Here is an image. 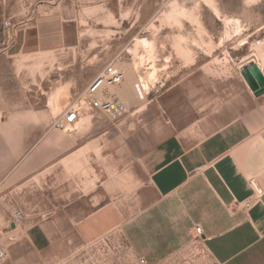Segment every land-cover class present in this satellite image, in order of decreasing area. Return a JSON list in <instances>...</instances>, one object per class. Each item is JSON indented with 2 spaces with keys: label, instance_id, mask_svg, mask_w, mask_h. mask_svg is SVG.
<instances>
[{
  "label": "crops",
  "instance_id": "obj_1",
  "mask_svg": "<svg viewBox=\"0 0 264 264\" xmlns=\"http://www.w3.org/2000/svg\"><path fill=\"white\" fill-rule=\"evenodd\" d=\"M71 12L0 0V218L23 214L9 224L41 264H264V94L242 74L252 57L200 53L160 91L135 85V128L112 123L127 112L114 107L52 130L31 62L69 43Z\"/></svg>",
  "mask_w": 264,
  "mask_h": 264
},
{
  "label": "rangeland",
  "instance_id": "obj_2",
  "mask_svg": "<svg viewBox=\"0 0 264 264\" xmlns=\"http://www.w3.org/2000/svg\"><path fill=\"white\" fill-rule=\"evenodd\" d=\"M34 1L55 2L62 14L72 9L62 15L66 19L62 25L71 27L69 43L57 52L37 54L31 62L33 81L42 82L38 95L49 99L52 130L53 123L83 97L99 72L119 58L117 64L126 78L111 90L118 101L109 111L124 107L126 116L114 117L112 123L132 121V128L138 125L134 123L138 117L135 85H140L142 93L160 91L161 86L177 78L184 59L202 53L236 61L241 54L252 57L264 71V0ZM123 146L117 142L118 172L129 158ZM107 163L108 158L102 155V181L109 176ZM39 186L46 189L45 184ZM53 186L63 188L62 182ZM85 186L90 190L92 183ZM16 214L14 218H0V245L6 250L3 264H41V254L34 251L28 235L20 229L12 231L10 222L19 225L24 220L23 214L19 219Z\"/></svg>",
  "mask_w": 264,
  "mask_h": 264
},
{
  "label": "built area",
  "instance_id": "obj_3",
  "mask_svg": "<svg viewBox=\"0 0 264 264\" xmlns=\"http://www.w3.org/2000/svg\"><path fill=\"white\" fill-rule=\"evenodd\" d=\"M5 25L9 27L10 23L6 22ZM119 61H121V58L107 64V66L99 72L83 92V97L77 99L70 108L65 110L62 117L53 123V129L71 132L73 125L80 119L86 109L109 112L115 102L111 90L121 86L124 81V73L117 64ZM250 206L251 204L247 203L245 208L248 209ZM16 217L19 219L21 213L17 212ZM197 233L199 235L202 234V229L200 227L197 228ZM5 258L6 250L0 245V264H3ZM142 263L144 264L145 261L142 260Z\"/></svg>",
  "mask_w": 264,
  "mask_h": 264
},
{
  "label": "water",
  "instance_id": "obj_4",
  "mask_svg": "<svg viewBox=\"0 0 264 264\" xmlns=\"http://www.w3.org/2000/svg\"><path fill=\"white\" fill-rule=\"evenodd\" d=\"M243 76L248 86L255 93V96H261L264 94V73L259 66L250 62L249 66H245L243 69Z\"/></svg>",
  "mask_w": 264,
  "mask_h": 264
},
{
  "label": "bare ground",
  "instance_id": "obj_5",
  "mask_svg": "<svg viewBox=\"0 0 264 264\" xmlns=\"http://www.w3.org/2000/svg\"><path fill=\"white\" fill-rule=\"evenodd\" d=\"M250 62H254V63H255L256 61L253 60V59L251 58V59H250ZM250 62H247V63H250ZM256 63H257V62H256ZM257 64H258V63H257ZM260 69H261V68H260ZM263 73H264V72H263ZM124 78H125V75H124ZM143 88H144L143 90H145V88H147V85L145 84V85L143 86ZM111 92H112V91H111ZM112 93H113V92H112ZM86 110H87V109H86ZM86 110H85V111H86Z\"/></svg>",
  "mask_w": 264,
  "mask_h": 264
}]
</instances>
